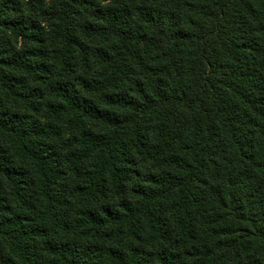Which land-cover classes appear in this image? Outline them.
Returning a JSON list of instances; mask_svg holds the SVG:
<instances>
[{
  "label": "trees",
  "instance_id": "obj_1",
  "mask_svg": "<svg viewBox=\"0 0 264 264\" xmlns=\"http://www.w3.org/2000/svg\"><path fill=\"white\" fill-rule=\"evenodd\" d=\"M0 264H264V0H0Z\"/></svg>",
  "mask_w": 264,
  "mask_h": 264
}]
</instances>
